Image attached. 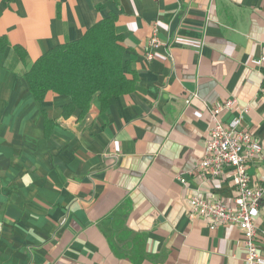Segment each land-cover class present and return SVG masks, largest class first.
I'll use <instances>...</instances> for the list:
<instances>
[{
  "label": "crops",
  "instance_id": "crops-1",
  "mask_svg": "<svg viewBox=\"0 0 264 264\" xmlns=\"http://www.w3.org/2000/svg\"><path fill=\"white\" fill-rule=\"evenodd\" d=\"M111 14L132 89L104 110L97 95L82 119L63 116L68 96L38 102L32 63ZM2 38L0 264H246L238 227L188 213L198 194L234 204L232 168L197 170L228 100L217 117L257 137L248 173L264 182V0H0ZM253 217L264 258V198Z\"/></svg>",
  "mask_w": 264,
  "mask_h": 264
},
{
  "label": "trees",
  "instance_id": "trees-1",
  "mask_svg": "<svg viewBox=\"0 0 264 264\" xmlns=\"http://www.w3.org/2000/svg\"><path fill=\"white\" fill-rule=\"evenodd\" d=\"M116 15L95 23L84 36L54 46L38 57L26 72L30 91L38 102L46 99L48 92L68 96L70 101L63 105L64 117L80 111L85 118L92 100L98 95L100 107H108L109 99L129 92L138 77L124 63L123 36L115 31ZM5 44L4 38L0 47ZM25 60L27 53L16 47ZM45 136L52 132L53 123L45 118Z\"/></svg>",
  "mask_w": 264,
  "mask_h": 264
},
{
  "label": "built area",
  "instance_id": "built-area-1",
  "mask_svg": "<svg viewBox=\"0 0 264 264\" xmlns=\"http://www.w3.org/2000/svg\"><path fill=\"white\" fill-rule=\"evenodd\" d=\"M163 44V41L155 34L150 40L151 50L147 54L152 59L154 51ZM257 60L258 67L264 72V52ZM264 88V73L263 83ZM194 96H197L194 94ZM191 97L185 100L189 104ZM219 105L212 113L213 125L209 130L204 143V154L197 170L204 176L211 178L221 177L223 171L232 168L237 174L236 195L234 204H228L221 200L210 199L203 195H196L190 200L189 218H205L209 227L233 225L243 233L246 264H264L260 245L258 244V231L253 217V211L257 209L264 198V182L254 183L248 173L252 161L262 153L257 137L250 131L243 129L241 117H235L231 122H223L217 113L224 107H232L234 100ZM185 178L182 181L185 182Z\"/></svg>",
  "mask_w": 264,
  "mask_h": 264
}]
</instances>
